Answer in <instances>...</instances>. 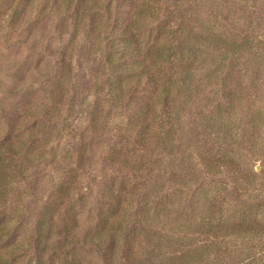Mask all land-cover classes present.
I'll return each instance as SVG.
<instances>
[{
    "label": "rangeland",
    "instance_id": "obj_1",
    "mask_svg": "<svg viewBox=\"0 0 264 264\" xmlns=\"http://www.w3.org/2000/svg\"><path fill=\"white\" fill-rule=\"evenodd\" d=\"M100 1L0 8V264H264V0Z\"/></svg>",
    "mask_w": 264,
    "mask_h": 264
},
{
    "label": "trees",
    "instance_id": "obj_2",
    "mask_svg": "<svg viewBox=\"0 0 264 264\" xmlns=\"http://www.w3.org/2000/svg\"><path fill=\"white\" fill-rule=\"evenodd\" d=\"M17 0H0V8L4 5V3L8 2V6H7V12H10L11 14V18H12V26L15 25V26H19L21 25L22 23V17L23 15H26V12H27V7L25 8V10H21L19 11L18 10V5H14V2H16ZM25 3L27 5H29L31 3V0H24ZM56 2H58V0H55ZM65 3L67 4H72L74 2H77V7H76V17H79V21L78 23H80V19L83 20L84 19V13L92 8H95V7H99L100 9L103 8V4L100 0H63ZM56 2H54L56 4ZM101 2V3H100ZM113 5H114V1L113 0H110L109 3H108V6L107 8L109 9V12L107 13L108 16L111 15V11H112V8H113ZM82 13V14H81ZM157 13V8H156V3L154 0H149V1H144V4H143V7H142V11L139 13V19H147L149 17H152V16H155ZM82 16V17H81ZM96 18H93V23H94V28L96 30H99L100 31V35L104 32H106V29L102 27V19L98 16V15H95ZM135 21L130 23L127 27V29L129 30V32H133L134 31V28H135ZM172 36V33L170 34ZM135 38V36H134ZM139 43L138 41H136V44ZM144 44V41L142 43H140V45H143ZM139 45V46H140ZM160 51V55H158V59H159V62H169L171 60V50L170 48H167L165 46H163L162 49H159ZM125 57V56H124ZM117 58L115 60H111L110 61V64H112L113 66H117L119 65V63L124 60L123 58ZM136 63V62H135ZM135 66V65H133ZM133 69V68H132ZM122 89V87H121ZM6 155V154H5ZM0 164H3L1 159H0ZM3 169L7 170L8 167H6L5 165L2 166ZM38 233L40 235V239L42 240L44 238V229L43 227H40L38 229ZM112 236L114 238V240H117V236H116V232H114L112 235H105L104 237H110ZM103 237V240L105 239Z\"/></svg>",
    "mask_w": 264,
    "mask_h": 264
}]
</instances>
